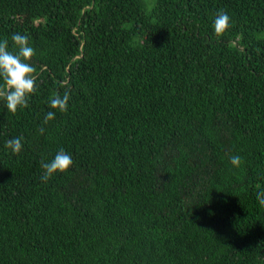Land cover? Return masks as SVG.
<instances>
[{
    "label": "trees",
    "instance_id": "trees-1",
    "mask_svg": "<svg viewBox=\"0 0 264 264\" xmlns=\"http://www.w3.org/2000/svg\"><path fill=\"white\" fill-rule=\"evenodd\" d=\"M16 33L36 91L0 99V264H264V0H0Z\"/></svg>",
    "mask_w": 264,
    "mask_h": 264
},
{
    "label": "clouds",
    "instance_id": "clouds-1",
    "mask_svg": "<svg viewBox=\"0 0 264 264\" xmlns=\"http://www.w3.org/2000/svg\"><path fill=\"white\" fill-rule=\"evenodd\" d=\"M230 23V17L225 12H219L213 20V28L217 34L223 33ZM12 47L15 51L9 50V41L0 39V99L4 101L7 111L15 113L18 107H26L28 97L36 91V80L34 67L29 62L34 55V49L29 44V37L19 33L11 36ZM70 97L67 93L63 96L54 95L48 102L49 107L64 112L68 108ZM55 111L47 112L45 122L54 119ZM22 137L9 139L5 147L13 154H18L23 147ZM231 163L239 166L240 157L233 156ZM73 164V159L64 149H60L47 161L41 162L44 170L41 176L46 181L57 172H65ZM258 202L264 205V191L257 193Z\"/></svg>",
    "mask_w": 264,
    "mask_h": 264
}]
</instances>
